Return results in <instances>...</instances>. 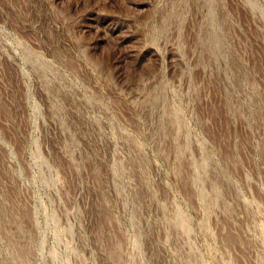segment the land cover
<instances>
[{
	"label": "rangeland",
	"instance_id": "374dc122",
	"mask_svg": "<svg viewBox=\"0 0 264 264\" xmlns=\"http://www.w3.org/2000/svg\"><path fill=\"white\" fill-rule=\"evenodd\" d=\"M0 264H264V0H0Z\"/></svg>",
	"mask_w": 264,
	"mask_h": 264
},
{
	"label": "bare ground",
	"instance_id": "6f19581e",
	"mask_svg": "<svg viewBox=\"0 0 264 264\" xmlns=\"http://www.w3.org/2000/svg\"><path fill=\"white\" fill-rule=\"evenodd\" d=\"M16 251H17V250H16ZM18 253H19V252L17 251V254H18ZM17 254H16V255H17ZM18 255H19V254H18ZM18 255H17V256H18ZM19 256H20V255H19Z\"/></svg>",
	"mask_w": 264,
	"mask_h": 264
}]
</instances>
